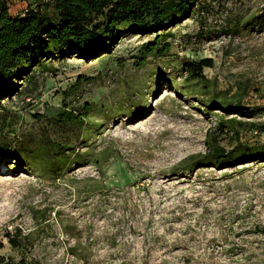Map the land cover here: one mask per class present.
Returning <instances> with one entry per match:
<instances>
[{"label": "rangeland", "instance_id": "obj_1", "mask_svg": "<svg viewBox=\"0 0 264 264\" xmlns=\"http://www.w3.org/2000/svg\"><path fill=\"white\" fill-rule=\"evenodd\" d=\"M160 33L31 57L0 91L5 262L264 264V161L193 164L213 138L264 143V0H200ZM239 85L243 108L222 109Z\"/></svg>", "mask_w": 264, "mask_h": 264}, {"label": "trees", "instance_id": "obj_2", "mask_svg": "<svg viewBox=\"0 0 264 264\" xmlns=\"http://www.w3.org/2000/svg\"><path fill=\"white\" fill-rule=\"evenodd\" d=\"M199 1L33 0L22 13L12 15L8 1L0 0V91L25 74L24 67L30 63L31 57L44 56L56 48L91 51L97 44L110 46L115 39L127 33L163 36L160 31L169 30L188 18ZM184 66L188 80L206 81L203 70L213 66V59L186 61ZM246 91V86L239 85L234 95L236 100L220 103L221 108L242 109V96ZM217 99L212 98V103ZM67 114L64 118L69 121L79 118L74 113ZM221 126L225 124L221 123ZM235 142L231 149H227L213 138L208 142L206 152L193 162L194 166L222 169L264 161V143L248 144L239 139ZM51 146L54 147L52 159L59 157L53 163L54 171L60 172L66 165L65 161L62 165L60 162L69 157V146L53 142ZM188 169L192 171L191 167ZM7 237L14 249L22 247L17 235L8 232ZM0 264L13 263L0 257Z\"/></svg>", "mask_w": 264, "mask_h": 264}, {"label": "crops", "instance_id": "obj_3", "mask_svg": "<svg viewBox=\"0 0 264 264\" xmlns=\"http://www.w3.org/2000/svg\"><path fill=\"white\" fill-rule=\"evenodd\" d=\"M12 15L22 13L33 0H7Z\"/></svg>", "mask_w": 264, "mask_h": 264}]
</instances>
